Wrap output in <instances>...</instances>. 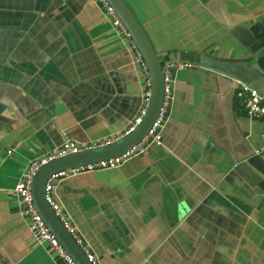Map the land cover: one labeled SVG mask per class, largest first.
<instances>
[{"label": "crops", "instance_id": "1", "mask_svg": "<svg viewBox=\"0 0 264 264\" xmlns=\"http://www.w3.org/2000/svg\"><path fill=\"white\" fill-rule=\"evenodd\" d=\"M161 66L183 53L244 58L234 34L264 21V0H126ZM264 68V56L258 59ZM160 145L114 169L69 176L54 199L99 264H264V118L228 76L177 69ZM149 74L97 0H0V264H69L38 244L15 187L57 151L119 139L143 108Z\"/></svg>", "mask_w": 264, "mask_h": 264}, {"label": "water", "instance_id": "2", "mask_svg": "<svg viewBox=\"0 0 264 264\" xmlns=\"http://www.w3.org/2000/svg\"><path fill=\"white\" fill-rule=\"evenodd\" d=\"M107 1L129 31L144 58L151 82V100L142 122L129 135L100 148L53 159L42 165L34 177L33 198L35 206L50 232L75 264L91 263L88 261L82 247L67 231L60 218L49 205L45 193L47 181L57 172L110 160L132 150L148 134L158 118L164 101V69L143 26L126 0ZM234 34L247 47L249 53L247 57L213 59L204 55L183 53L180 61L208 67L231 79L239 80L253 87L264 98V68L258 62V59L264 56V21L257 23L247 31L237 29ZM259 159L257 156L250 157L240 166V169L251 180L256 181V177L249 167L262 169L264 173V166Z\"/></svg>", "mask_w": 264, "mask_h": 264}, {"label": "built area", "instance_id": "3", "mask_svg": "<svg viewBox=\"0 0 264 264\" xmlns=\"http://www.w3.org/2000/svg\"><path fill=\"white\" fill-rule=\"evenodd\" d=\"M101 6L103 7V12L106 15L107 19L110 21L114 31L117 35L123 37L127 41L128 47L131 51L136 55L137 62H139L144 70L147 73V66L144 61L142 54L140 53L135 41L131 37L129 31L118 17L114 8L108 3L107 0H97ZM196 64H192L190 62L178 61L174 63H170L164 69V101L162 107L160 109L157 120L154 122L153 126L149 130L146 137L132 150L127 153L118 156L116 158L98 162L95 164L84 165L76 168H70L67 170H63L53 174L45 185V193L46 198L54 210L56 215L60 218L61 222L67 229V231L76 239L78 244L82 247V243L78 239L76 229L67 221L64 217L60 207L57 205L54 199V191L56 186L59 185L64 179L69 176H74L83 173H91L100 170L114 169L123 165L128 159L135 157L137 155L146 154L151 144L160 145L162 142L163 131L165 128V124L168 119V110L171 106L173 100V92L175 85L174 72L177 69L184 68H194ZM233 83L236 87V96L237 99L242 104L245 114L248 118L252 120H260L264 118V98L258 94V92L251 87L239 80L232 79ZM151 100V82L148 80L147 89L144 93V104L143 108L135 119L134 123L129 127V129L123 134V137L129 135L132 131L136 129V127L142 122L144 116L147 113V110L150 105ZM63 143L61 147L55 151L54 153L46 156L42 159H34L29 162L24 173L22 174L21 180L15 187V193L17 196L18 204H19V212L20 215L29 220V230L35 236V239L38 244L49 243L53 248H55L60 255L66 260L69 264H75L71 257L66 253L64 248L58 242V240L53 236L42 217L40 216L33 198V182L34 177L38 171V169L53 159H58L61 157H66L68 155L77 154L83 151H88L96 148H100L102 146L108 145L115 141L101 144V145H88L81 146L76 141H74L69 135H63ZM84 249V248H83ZM85 254L88 261L91 264H99L97 259L93 253L85 249Z\"/></svg>", "mask_w": 264, "mask_h": 264}]
</instances>
